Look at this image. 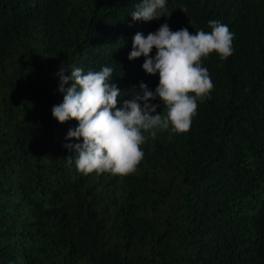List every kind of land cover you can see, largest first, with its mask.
<instances>
[{
    "label": "trees",
    "instance_id": "1",
    "mask_svg": "<svg viewBox=\"0 0 264 264\" xmlns=\"http://www.w3.org/2000/svg\"><path fill=\"white\" fill-rule=\"evenodd\" d=\"M139 3L0 0V264H264V0H166L170 16L149 22L132 20ZM210 20L232 54L203 60L214 87L190 130L144 133L127 176L70 166L64 145L82 141L51 114L60 67H111L122 102L158 84L128 59L137 32Z\"/></svg>",
    "mask_w": 264,
    "mask_h": 264
},
{
    "label": "clouds",
    "instance_id": "2",
    "mask_svg": "<svg viewBox=\"0 0 264 264\" xmlns=\"http://www.w3.org/2000/svg\"><path fill=\"white\" fill-rule=\"evenodd\" d=\"M165 15L170 16L166 0H141L130 16L133 21L149 22ZM208 27L210 31L193 33L187 28L173 31L164 23L146 36L137 32L128 59L143 56V70L150 75L158 74V84L151 91L141 82L140 92L122 102L121 89L111 82V67L86 73L78 67L71 70L60 67L56 75L63 100L52 107L51 114L60 123L77 121L65 139L82 141L64 145L75 152L67 157L69 165L75 157L76 170L83 175L127 176L136 171L144 157L141 148L147 139L144 133L154 138V129H170L176 134L188 132L197 113V102L210 98L214 87L207 68L202 66L203 60L212 53L221 60L232 54L233 33L228 25L210 20ZM157 97L160 104L149 103ZM160 105L164 115L156 111Z\"/></svg>",
    "mask_w": 264,
    "mask_h": 264
}]
</instances>
